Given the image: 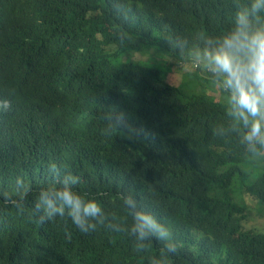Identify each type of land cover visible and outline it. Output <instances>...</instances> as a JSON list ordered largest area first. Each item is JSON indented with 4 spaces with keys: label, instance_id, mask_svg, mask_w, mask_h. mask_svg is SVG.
Returning <instances> with one entry per match:
<instances>
[{
    "label": "trees",
    "instance_id": "obj_1",
    "mask_svg": "<svg viewBox=\"0 0 264 264\" xmlns=\"http://www.w3.org/2000/svg\"><path fill=\"white\" fill-rule=\"evenodd\" d=\"M234 12L233 0H0V101L11 105L0 109V264L160 257L155 237L137 252L123 231L84 234L67 217L40 223L35 204L55 183L52 163L124 227L132 217L120 197L136 198L179 243L170 264H264V232L249 229L247 209L230 197L240 181L264 207V167L235 134L213 135L228 118L224 99L199 89L210 78L195 66L185 89L153 65L121 59L156 55L183 70L194 63L177 42L190 48L198 33L226 32ZM110 112L123 114L118 133L108 130ZM18 176L30 187L22 212L2 195Z\"/></svg>",
    "mask_w": 264,
    "mask_h": 264
},
{
    "label": "clouds",
    "instance_id": "obj_2",
    "mask_svg": "<svg viewBox=\"0 0 264 264\" xmlns=\"http://www.w3.org/2000/svg\"><path fill=\"white\" fill-rule=\"evenodd\" d=\"M235 12L231 27L219 35L198 33L195 42L175 45L181 55L185 51L196 67L210 74L211 84L224 94L227 124L213 128V135L224 139L238 137L245 154L253 161L264 160V0H233ZM11 107L0 101V109ZM108 130L118 133L123 124L122 113H106ZM55 183L41 188L35 204L40 223L57 217H67L84 234L103 226L113 232H126L134 240V250H148L152 237L164 241L160 257L150 258L149 264H170L169 256L179 251L172 232L157 218L140 209L132 195H122L123 207L132 217L130 227H124L115 213L106 212L94 198H86L74 186L80 178L72 173L61 175L62 168L52 163L48 169ZM59 186H56V185ZM30 191L25 180L18 176L14 193H3L5 204L23 211Z\"/></svg>",
    "mask_w": 264,
    "mask_h": 264
},
{
    "label": "rangeland",
    "instance_id": "obj_3",
    "mask_svg": "<svg viewBox=\"0 0 264 264\" xmlns=\"http://www.w3.org/2000/svg\"><path fill=\"white\" fill-rule=\"evenodd\" d=\"M121 59L125 63H146L149 65H153L162 72L164 79L168 83L172 85H175V83L177 84L181 83V85L179 86L185 89L188 88V85H190L189 83L194 80L191 77L188 78V75L189 74L193 75V73H196L194 64L186 65L185 67H183V70L177 68H171V67L169 68L167 59L165 57H160V56L158 57L156 55L144 56V54H139L136 52H126L121 56ZM205 73L206 71L202 70L203 76L205 78L208 77L210 78V76ZM211 86L212 89H214L213 92L211 91ZM193 87H194V91H197L199 89L200 90L207 89V91H209L210 96L216 99H224L222 93L212 84L202 83L199 89L195 88V85ZM256 167L258 169L263 168L264 167L263 162L258 160ZM243 189L244 186L242 182L238 181L235 185V191L234 193H230V197L247 209L248 218H249L247 225L249 229L254 231L258 230L264 232V207L261 204H259V202L254 198L246 194L244 195Z\"/></svg>",
    "mask_w": 264,
    "mask_h": 264
}]
</instances>
